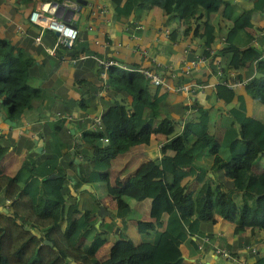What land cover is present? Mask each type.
Returning a JSON list of instances; mask_svg holds the SVG:
<instances>
[{
    "label": "trees",
    "instance_id": "trees-1",
    "mask_svg": "<svg viewBox=\"0 0 264 264\" xmlns=\"http://www.w3.org/2000/svg\"><path fill=\"white\" fill-rule=\"evenodd\" d=\"M143 4L156 7L164 23L181 24L182 28L176 29L181 36L203 39L205 45L215 37L209 13L220 9L225 14L229 9L224 0H107L105 6L116 17H135ZM263 5L264 0H254L251 8L238 14L227 26L223 40V54L227 56L224 74L227 68L253 61V72L243 85V92L261 104L264 54L257 46L248 44L254 35L248 28L251 9L264 10ZM32 64L33 60L22 56L21 49L10 39L0 36V97L10 120H17L30 99L41 95L39 87L27 83ZM142 79L137 71L109 66L107 83L129 94L131 111L126 112L122 98L113 100L99 115V124L93 129L84 127L80 141L73 142L90 149V153L84 150L87 154L82 150L86 166L78 168L76 182H97L105 179L114 156L135 145L147 144L150 134L165 136L159 146L160 156L141 162L135 170L149 198V217L136 220L138 242L118 237L105 257L96 256L114 223L102 221L94 227L88 208L78 207L76 201L65 206L62 188L66 173L58 158L66 150L61 148L56 133L62 130V120L58 119L41 159L27 165L25 180L19 183L18 171L8 175L0 170V205L8 199L7 210H0V264H71V260L78 264H181L180 243L195 252L189 245L190 235L198 231L200 223L194 213L193 189L184 188L190 178L201 184L208 169L220 170L230 179L232 189L252 197L250 214L238 227L264 228V170L253 168L258 154L264 152V119L246 113L243 93L234 94L235 104L223 110V127L211 124L210 104L191 102L182 106L189 110L175 131L173 118L163 115L156 119L158 103L166 92L157 93V86L148 94ZM215 88L218 95L231 91L221 83H216ZM103 137L107 138L105 145L94 144ZM6 149L7 144H0V160ZM158 171L163 179L153 181ZM56 206L58 218L52 214ZM116 207L127 206L116 197ZM119 220L125 221L124 217ZM89 229L94 232L85 243L84 235ZM43 239L51 241V245L43 243ZM251 262L264 264V255Z\"/></svg>",
    "mask_w": 264,
    "mask_h": 264
},
{
    "label": "crops",
    "instance_id": "crops-1",
    "mask_svg": "<svg viewBox=\"0 0 264 264\" xmlns=\"http://www.w3.org/2000/svg\"><path fill=\"white\" fill-rule=\"evenodd\" d=\"M52 1L62 0H0V36L10 39L21 49L22 56L33 60L27 83L41 89V95L30 99L29 106L22 110L17 120L8 118L0 97V144H7L6 152L0 160V170L8 175L18 171L21 173L19 183L25 180L28 176L27 165L31 160L37 162L41 159L48 147L51 133L54 134V124L61 119L62 130L56 133L59 136L61 148L66 150L58 158L59 164L66 173L62 188L65 206L78 202V207L90 210V217L95 223V220L101 217L98 213V205H102L109 212V217L104 214L97 226L93 223L94 227H98L102 221L112 222L113 228L117 227V237H127L137 243L139 235L136 230V220L149 217V198L145 195L144 183L136 176L135 170L141 162L160 156L159 146L165 136L159 133L150 134L147 144L135 145L126 152L114 156L103 181L76 182L78 168L80 165L83 168L86 166L85 157L82 156L83 151L87 150L90 153L89 147L85 145L80 147L73 145V142L80 141L82 129L84 127L93 129L89 121L95 116L99 117L113 100L122 98L126 112L131 111L129 94L122 90H115L107 83V77L105 81H101L93 55L114 56L130 68L144 66L146 61L132 51L133 38H129V35L133 34L137 36V39H134L136 45L147 48L149 54L155 59L175 68L180 65L183 58L199 54L205 44L203 39L189 35L181 36L176 29L180 30L182 25L177 21L164 23L156 7L143 4L138 11V16L116 17L105 6L107 0H79L76 23L81 31V39L75 42L74 47L71 48V54H80L83 57L73 63L61 61L56 55H50L44 50V46L50 45L53 41V33L49 30L44 31L40 39L41 44H35L32 37L37 27L27 20L30 9L44 10ZM224 1L229 3V9L225 14H222L220 9L209 13V21L213 25L215 37L208 45L213 53L217 52V56L223 62L227 56L223 54L225 49L222 39L227 26L238 14L251 8L254 3V0ZM82 5L83 14L80 12ZM100 7H103L104 11L93 19L94 29L87 30L90 9L97 10ZM250 21L251 26L248 30L254 35L248 40V44L257 46L264 54V38L261 35L264 32V10L251 9ZM92 37H98V42L95 43ZM115 41L119 42L118 46L114 44ZM187 42L190 43L191 51L183 55L181 49ZM228 70L241 78L249 79L253 72V61L250 63L248 61L237 68H228ZM193 71V76L197 79L201 78L205 87L193 89L189 94L174 93L158 87L157 93L165 91L166 94L158 103L159 115L156 119L165 115V111L170 112L173 116L171 118L178 123V130L181 126V118L183 119L184 114L189 110V108H183L180 114L174 117L176 115L175 101L178 98L181 107L188 106L191 102L210 104V122L221 128L223 127L221 114L223 110L235 104L234 94L238 93H243L246 113L264 119V104L246 95L243 92L244 84L234 86L229 92L221 91V95H218V89L215 88L217 79L214 75L207 73L205 65L201 64ZM144 84L150 95L157 87L146 81ZM5 118L9 119V122H6ZM34 135L37 136L35 141ZM37 146H40L39 151L36 150ZM153 149L157 152H152L150 155L148 151ZM71 150L76 163H73V159L69 162ZM87 151L84 152L87 154ZM253 168L257 171L264 170V152L258 154ZM206 174L207 178L201 184L190 178L186 182L187 187L184 188L185 191L193 189L194 213L200 219V223L198 231L190 235L189 245L195 252L191 253L185 243H180L181 264H239L238 261L223 260L214 256L210 251V244L202 240L204 237L213 238L235 253L245 246L253 247V251L249 249L245 252L241 251L243 257L252 263L254 257L264 255V228L256 225L238 227L250 214L252 197L232 189L230 179L222 175L220 170L208 169ZM162 179L159 171L153 177V181ZM116 197H119L127 207L117 208ZM95 199L98 201L97 204ZM38 200L43 201V198L38 196ZM7 202L8 199H5L4 204L0 205V210H7ZM52 214L55 218L59 217L58 206L53 208ZM122 217L125 221L119 220ZM63 224L64 221L61 220V225ZM93 232L89 229L84 235L85 243ZM114 235L113 229L108 232L96 256L107 255L109 246L115 240ZM199 242L204 243L202 257L198 256L196 248ZM238 254L241 255L240 252Z\"/></svg>",
    "mask_w": 264,
    "mask_h": 264
},
{
    "label": "built area",
    "instance_id": "built-area-1",
    "mask_svg": "<svg viewBox=\"0 0 264 264\" xmlns=\"http://www.w3.org/2000/svg\"><path fill=\"white\" fill-rule=\"evenodd\" d=\"M60 3L61 1H55ZM60 15H55L54 11L57 9L56 4L52 1L51 4L44 10L39 8H32L27 14V20L30 24H33L37 27L36 33L33 35L32 39L35 44H41V35L44 31L49 30L53 33V41L50 45L44 46L46 53L50 55H56L57 58L61 61L76 62L80 57H83L80 54L73 55L71 54V48L78 39H81L80 29L77 27L76 17L77 10L76 7H73V10L68 14L67 3H64ZM104 11L103 7L95 9H90L89 11V21L86 24L87 30H93V19L99 15L100 12ZM139 27V25H136ZM264 38V32L261 34ZM136 35L130 34L129 38H133L132 51L136 52L142 59L146 62L144 66L141 67H128L125 63L120 62L117 58L111 55H93L97 74L101 81H105L107 77V68L109 66H117L122 69H130L141 73L143 79L154 86H158L163 90L180 93V94H189L193 89H201L205 87L204 81L193 76V70L201 64L207 67V73L212 74L216 77L217 83L223 84L225 87L231 90L234 86H239L245 84L247 81L246 78H241L230 72L228 68L225 70L224 74V62L220 60L217 56V52L213 53L210 49V46L205 45L202 47V51L193 55L190 58H183L180 61L178 67H171L164 64L162 61L155 59L153 55L149 54L147 48L138 46L135 44L134 39ZM95 43L98 42V37H92ZM137 39V38H136ZM224 40V39H222ZM253 40V39H252ZM264 40V39H263ZM224 42V41H223ZM116 46L119 45V42H114ZM117 51V50H115ZM191 51L190 43L187 42L181 49L183 55ZM178 69V71H176ZM91 128H94L99 124V117H93L91 119ZM102 140H106V137H103ZM207 244H210L211 253L223 260L229 261H238L239 264H252L243 257L242 250L249 249L253 251V247L245 246L241 251L235 253L227 249L225 246L216 242L213 238L204 237L202 239ZM198 250V256L202 257L204 243L199 242L196 244Z\"/></svg>",
    "mask_w": 264,
    "mask_h": 264
},
{
    "label": "water",
    "instance_id": "water-1",
    "mask_svg": "<svg viewBox=\"0 0 264 264\" xmlns=\"http://www.w3.org/2000/svg\"><path fill=\"white\" fill-rule=\"evenodd\" d=\"M55 4H56V7H57V9L54 11V14L55 15H60V12H61V10H62V8L64 7L63 5H64V3H67V5H69V7H67L68 9H67V11H68V14H70L71 12H72V10H73V7H76L75 9L76 10H78V6H79V4H78V2H79V0H62L60 3H56L55 1H53ZM73 6V7H72ZM5 121L6 122H9V119H7V118H5ZM36 138H37V136L36 135H34V137H33V140L35 141L36 140ZM38 140H40V139H38ZM107 143V141L106 140H102L101 138H97L95 141H94V144L95 145H105ZM36 150L37 151H39L40 150V146H37L36 147ZM156 153L157 151H156V149H153L152 151H148V153L151 155V153ZM69 162L71 161V159H73V151L71 150L70 151V153H69ZM73 163H76V159H73ZM67 177H70V175H67ZM3 210H5V208H3ZM98 213L100 214V216L102 217L104 214H109V212L108 211H106L104 208H103V206L102 205H98ZM100 217V218H101ZM100 218H98L96 221H95V223H94V225L95 226H97L98 225V223L100 222ZM116 230H117V227H115L114 228V232H115V240H117L118 239V237L116 236ZM43 243H46V244H48V245H51V241H49V240H47V239H43ZM68 258V257H67ZM71 262V264H78L76 261H74V260H71L70 261Z\"/></svg>",
    "mask_w": 264,
    "mask_h": 264
},
{
    "label": "rangeland",
    "instance_id": "rangeland-1",
    "mask_svg": "<svg viewBox=\"0 0 264 264\" xmlns=\"http://www.w3.org/2000/svg\"><path fill=\"white\" fill-rule=\"evenodd\" d=\"M80 12H81V14H83V12H84V8H83V5H82V9L80 10ZM250 71L252 70V68L250 67V69H249ZM144 80L142 79V83L144 84ZM123 92L125 91L124 89L122 90ZM177 100L175 101V116L174 117H177L179 114H180V112L182 111V109H183V107H181V105H179V103H178V98H176ZM166 113H165V116H167V117H173L172 116V114L170 113V112H167V111H165ZM177 127H178V123L177 122H175L174 123V128H175V131H177ZM105 215H107L108 217H109V214H105ZM96 221V220H95ZM113 230H114V228H113Z\"/></svg>",
    "mask_w": 264,
    "mask_h": 264
}]
</instances>
